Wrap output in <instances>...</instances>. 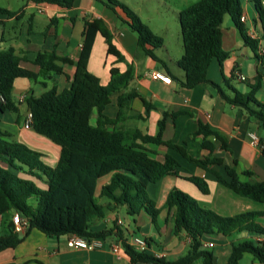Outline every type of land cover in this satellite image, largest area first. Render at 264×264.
<instances>
[{"label": "trees", "instance_id": "obj_1", "mask_svg": "<svg viewBox=\"0 0 264 264\" xmlns=\"http://www.w3.org/2000/svg\"><path fill=\"white\" fill-rule=\"evenodd\" d=\"M37 5L56 6L69 9L76 0H29ZM263 25L261 39H252L241 22L243 8L241 0H200L181 11V26L184 53L178 61L183 77L176 76L167 63L158 57L156 51L164 46V39L155 34L140 17L119 0H106L105 6L117 13L120 10L124 22L137 34L138 48L144 55L159 63L171 80L181 87L192 90L200 84L215 85L225 101L244 109L250 117L264 128V104L256 99L261 88L259 79L248 84L250 91L242 94L225 80L233 95H227L218 85L208 79L211 64L216 61L223 66L229 54L222 47V24L229 15L241 31L244 42L255 52L256 58L261 41L264 42V8L262 0H252ZM18 12L0 7V15L13 17ZM107 44V52L125 60L113 43V34L102 19L86 21L83 43L77 61L60 58L55 52L39 53L32 64L56 74H63L57 62L74 65L76 68L69 88L59 93L56 88L40 97L27 96L26 102L33 114V130L60 147V158L55 167L43 163V153L24 143L13 135L0 129V216L3 218L4 235L0 236V253L15 249L32 230H38L47 237L77 236L87 240L105 241L111 236L130 259L129 264H218L213 251L204 248V239L215 235L231 237L243 232L264 237V227L256 223L261 213L250 212L234 217L221 216L207 209L178 188L167 196L164 208L173 211L174 233L185 235L190 241L188 253L176 261L158 258L149 251H138L130 245L117 220L109 229L92 232L96 220L104 219L109 213L126 209L127 216L135 218L142 212L156 223L160 214L156 203L148 194V185L157 183L166 176L180 177L181 164L173 155L167 153L162 160L147 145L165 147L175 151L205 172L213 174L218 183L237 195L264 204V183L243 181L232 168L225 167L227 179L215 169L223 165L221 158L213 157L214 137L227 149L226 139L209 125L199 121L196 136H201V146L210 154L205 159L189 156L183 147L164 139L166 122L188 112H164L159 121L157 135L144 134L139 129H125L123 122L125 110L138 93H124L134 79V68L129 66L124 73L111 70V80L103 85L99 77L88 70L89 60L98 35ZM22 58L14 50H0V113L18 112L12 100L14 84L17 79L36 81L38 74L21 66ZM118 95V114L115 119L106 117L103 112L111 105L112 98ZM145 116L154 108L142 98ZM97 115L96 122L92 119ZM145 119V117H142ZM5 164L7 167H4ZM253 176L251 171L242 173ZM39 180L45 187L36 185L32 179ZM186 180L195 184L204 194L210 193L208 182L199 176H188ZM104 180L106 183L102 184ZM26 222L24 233L16 230L15 215ZM149 245V243H148ZM252 255L264 264V241L244 240L231 244V254L226 264H239L245 255Z\"/></svg>", "mask_w": 264, "mask_h": 264}, {"label": "crops", "instance_id": "obj_2", "mask_svg": "<svg viewBox=\"0 0 264 264\" xmlns=\"http://www.w3.org/2000/svg\"><path fill=\"white\" fill-rule=\"evenodd\" d=\"M105 1L76 0L73 7L69 9L37 5L28 1L27 6L19 11L7 8V10L18 12L17 15L13 17L0 15V50H14L15 54L22 58L21 66L38 74L36 81L28 79L15 81L12 100L18 112L0 113V129L13 135L16 141L43 153V158L51 157L52 150L46 146L49 141L43 139L33 128H25L26 117L30 109L27 102L21 101V98L24 95L40 97L52 88H56L59 93L63 92L69 88L76 68L74 65L58 61L57 65L62 67L63 74H56L33 65L32 61L39 53L45 52H55L60 58L77 61L82 48L85 22L102 19L112 32L113 43L125 60L120 62L116 56L109 54L105 39L99 34L89 60V72L99 77L101 83L106 86L111 80L113 68L124 73L130 65L133 66L134 79L123 92H136L154 107L149 115L145 116L142 98H136L125 110L123 127L139 129L144 134L155 136L159 131V121L164 112L191 113V115H181L174 120L169 118L166 122L164 139L183 147L186 153L195 159H205L210 153L201 146L203 138L195 135L198 122L201 121L226 139L227 149H222L219 141L214 137L209 138L215 145L213 157L223 160V165L215 169L224 178L227 179L225 167L228 166L234 169L243 181L264 183V128L244 109L227 103L219 89L213 84L204 83L188 90L181 87L175 80L167 84L155 79L153 76L156 73L169 75L159 63L144 55L138 48L137 34L124 22L122 12L118 10L116 13L108 8L105 6ZM241 3L243 15L246 17L244 24L246 31L254 29L261 36L263 25L252 0H241ZM262 5L264 8V0H262ZM150 29L164 39V46L156 51L158 57L167 63L176 76L183 77L177 65L184 53L182 36V41L178 44L179 48L174 51L169 45L170 30L166 23H162L157 30ZM221 30L222 47L229 57L223 66L216 61L211 64L208 79L230 96L233 93L229 90L225 80H228L229 84L239 92L246 94L250 91L248 84H254L256 79H259L261 88L256 93V99L264 104V42L260 43L257 51L260 57L258 60L252 48L245 44L241 31L229 15L225 16ZM239 74L244 75L247 80L240 81ZM244 83L246 86L242 87ZM118 95L112 98L111 105L103 112L110 119L117 117ZM96 117L95 114L93 117L95 122ZM251 133L257 134L260 138V147L251 143L249 136ZM147 148L154 151L159 160L169 153L174 155L181 164L180 177L166 176L159 182L152 183L148 189L150 198L160 210L156 223H153L151 217L145 212L129 219L126 217V209L120 208L118 213H109L104 219L96 220L91 226L92 232L109 229L115 220L122 219L123 225L120 228L129 243L132 242L133 237L141 236L149 243L148 251L151 254L163 255L168 261L180 259L188 253L190 241L185 235H175L173 211L164 208L167 196L174 188L189 194L201 206L221 216L234 217L250 212L261 213L256 223L264 227V204L237 195L220 185L213 174L203 171L177 152L161 146L147 145ZM53 151L57 157L56 166L60 158V147L56 145ZM3 166L7 167L5 164ZM245 171H251L253 176L242 175ZM192 175L202 177L208 182L210 187L208 195H204L195 184L185 179ZM34 180L39 183V187H45L39 180L35 178ZM106 182L107 180H104L102 184ZM4 233L3 218L0 216V236ZM248 239L264 241V237L243 232L231 237L223 235L207 237L204 243H212L214 246L209 250L215 253L218 264H226L231 254V244ZM68 240L69 236L50 238L38 230H32L15 249L0 253V264L130 263L122 247L119 255L113 252V246L120 244L114 235L107 238L101 248L95 250L70 247ZM195 264H202V261L199 260ZM239 264L262 263L247 254Z\"/></svg>", "mask_w": 264, "mask_h": 264}, {"label": "rangeland", "instance_id": "obj_3", "mask_svg": "<svg viewBox=\"0 0 264 264\" xmlns=\"http://www.w3.org/2000/svg\"><path fill=\"white\" fill-rule=\"evenodd\" d=\"M28 1L29 0H0V7L19 11L25 6H27ZM119 1L127 5L129 8H131L140 17L143 23L146 24L148 27L152 28L153 30H157L158 28H160L162 23H166V25L170 30V35H168V37L170 38L169 45L173 47L174 51H177V49L179 48L178 44L180 43V41H182L179 15L181 11H183L185 8L200 0H119ZM241 86L242 87L246 86V84L244 83ZM94 122H95L94 119H92L93 124ZM42 137L43 139H47L44 136ZM47 141H49L48 142L49 144H47L46 146L50 150H52V155L48 159L42 158V161L46 165L54 167L56 164L55 162L57 161V157L55 156V152L53 150L56 149V145L48 139ZM32 181L36 185H39V183L36 180L32 179ZM151 186H152L151 184L148 185V189H150ZM126 217L131 219V217L129 216Z\"/></svg>", "mask_w": 264, "mask_h": 264}, {"label": "built area", "instance_id": "obj_4", "mask_svg": "<svg viewBox=\"0 0 264 264\" xmlns=\"http://www.w3.org/2000/svg\"><path fill=\"white\" fill-rule=\"evenodd\" d=\"M241 22L243 24L246 23V17L243 15L241 17ZM247 34L252 38V39H261L260 36L255 32L254 29H250L249 32H247ZM263 42V41H261ZM155 79H159L162 80L163 82L170 84L172 82L171 78L167 75L161 74V73H156L153 76ZM240 81H246V77L244 75L239 74L238 76ZM28 95H24L21 98V101H26ZM4 102V98L3 96L0 94V103ZM32 121H33V114L31 111L28 112L27 117H26V121H25V128L26 129H31L32 128ZM250 139H251V143L254 146L260 147L261 143H260V138L258 137L257 134L255 133H251L250 135ZM13 222L16 225V230L18 232L24 233L26 230V222H24V220L21 218L20 215H15L13 217ZM117 224L119 226L123 225V221L122 219H118L117 220ZM260 240V239H256ZM68 244L70 247L73 248H81V249H88V250H95L98 248H101L104 244V241L101 239H91V240H87L81 237H77V236H70L69 240H68ZM130 245H132L133 247H135L138 251H148V242L144 237L141 236H136L133 237L132 242L130 243ZM204 248L206 249H210L212 248L214 245L212 243L209 242H205L203 243ZM113 252L117 255H119L121 253V245L117 244L113 246ZM158 258H162L164 257L163 255H155Z\"/></svg>", "mask_w": 264, "mask_h": 264}]
</instances>
